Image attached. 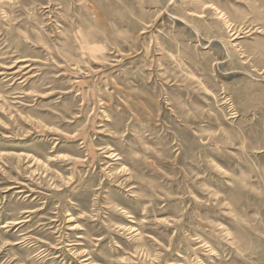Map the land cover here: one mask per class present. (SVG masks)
<instances>
[{
  "label": "rangeland",
  "instance_id": "374dc122",
  "mask_svg": "<svg viewBox=\"0 0 264 264\" xmlns=\"http://www.w3.org/2000/svg\"><path fill=\"white\" fill-rule=\"evenodd\" d=\"M0 264H264V0H0Z\"/></svg>",
  "mask_w": 264,
  "mask_h": 264
}]
</instances>
